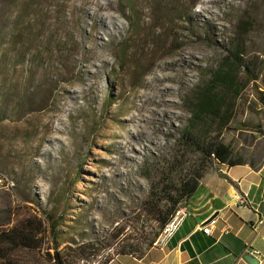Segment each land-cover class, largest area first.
I'll return each instance as SVG.
<instances>
[{
  "label": "rangeland",
  "instance_id": "1",
  "mask_svg": "<svg viewBox=\"0 0 264 264\" xmlns=\"http://www.w3.org/2000/svg\"><path fill=\"white\" fill-rule=\"evenodd\" d=\"M105 2L0 0V231L56 214L61 246L144 230L145 254L157 226L141 206L152 185L205 163L182 138L189 104L236 45L240 95L206 140L264 164V0H109L102 25L91 14ZM47 246L9 260L51 264Z\"/></svg>",
  "mask_w": 264,
  "mask_h": 264
},
{
  "label": "trees",
  "instance_id": "2",
  "mask_svg": "<svg viewBox=\"0 0 264 264\" xmlns=\"http://www.w3.org/2000/svg\"><path fill=\"white\" fill-rule=\"evenodd\" d=\"M240 46L236 45L230 57L212 74L210 80L196 91L190 101L191 117L189 125L182 133L185 143L200 154L205 163L196 169L187 171L177 177H167L156 185H152L148 198L139 211L140 222L155 224L157 232L150 240L147 249L153 248L154 240L171 222L176 212L184 208L198 188L200 180L205 175L208 163L215 162L227 168L240 167L246 163L242 158H235L232 150L215 139L206 140L207 132L214 126L225 128L231 118L232 107L229 109L228 98L239 97L240 86L237 82L238 71L246 70L242 63ZM256 80V79H254ZM264 102V100H263ZM48 227L39 220H29L9 229L0 231V264H13L9 257L17 250L39 252L49 236L51 247L47 246L46 256L51 264H94L103 250H110L111 259H104L99 264H109L119 255L141 257L144 253L141 246L147 242L144 230L132 243L119 241L120 234L108 236L107 241L89 239L82 242L66 241L61 246L58 229L61 221L56 214H46ZM117 242V243H116ZM119 246L115 252L112 247ZM147 250V251H148ZM51 253H48L50 252Z\"/></svg>",
  "mask_w": 264,
  "mask_h": 264
},
{
  "label": "crops",
  "instance_id": "3",
  "mask_svg": "<svg viewBox=\"0 0 264 264\" xmlns=\"http://www.w3.org/2000/svg\"><path fill=\"white\" fill-rule=\"evenodd\" d=\"M178 215L177 228L143 256L119 255L109 264H249L248 256L264 264V227L258 236L252 229L264 218V164L205 174ZM212 219L206 235L202 228Z\"/></svg>",
  "mask_w": 264,
  "mask_h": 264
},
{
  "label": "built area",
  "instance_id": "4",
  "mask_svg": "<svg viewBox=\"0 0 264 264\" xmlns=\"http://www.w3.org/2000/svg\"><path fill=\"white\" fill-rule=\"evenodd\" d=\"M182 215V214H181ZM216 221L214 219L210 220L205 227L202 228V232L206 235L211 234V229L215 225ZM178 221L175 220L171 225H167V236L168 237L176 228H177ZM264 227V218H259L254 224H253V232L255 236H258L261 230ZM253 257H259V253L257 251L251 250L249 252ZM94 264H99L98 262Z\"/></svg>",
  "mask_w": 264,
  "mask_h": 264
},
{
  "label": "bare ground",
  "instance_id": "5",
  "mask_svg": "<svg viewBox=\"0 0 264 264\" xmlns=\"http://www.w3.org/2000/svg\"><path fill=\"white\" fill-rule=\"evenodd\" d=\"M73 1V0H72ZM76 1V0H75ZM106 2L105 3H101L102 5L101 6H98V5H95V10L92 12V14H91V17H93V18H97V20L99 21V23H101L102 25H103V23L105 22V20H106V18L104 17V15H102L103 14V11H105V10H110V8H111V4H110V2H109V0H105ZM82 2V1H81ZM88 2V1H87ZM88 4V3H87ZM71 5V4H70ZM85 5V4H84ZM80 7V6H79ZM83 8V7H82ZM90 9V8H89ZM88 9V10H89ZM93 9V8H92ZM79 10V9H78ZM73 11V10H72ZM76 11V10H75ZM73 14H74V12H72ZM102 13V14H101ZM108 13V12H107ZM108 17V16H107ZM110 17V16H109ZM111 19V18H110ZM111 21H112V19H111ZM110 20H109V22H111ZM108 22V23H109ZM105 24V23H104ZM114 24V23H113ZM93 25V24H92ZM107 25V24H106ZM110 25V24H109ZM93 27V26H92ZM174 30V29H173ZM48 72V71H47ZM39 73V72H38ZM161 73V72H160ZM46 74V73H45ZM156 79H158V80H166V77L164 76V75H160V76H157L156 77ZM168 87H166L165 89H167ZM164 88H162L161 90L162 91H164L165 90ZM161 91V92H162ZM159 98H160V96H159ZM158 100V99H157ZM153 101H154V99H153ZM156 101V100H155ZM147 100H145L144 102H142V107L140 108V109H143L144 108V106L147 104ZM153 103H155V102H153ZM162 103L163 104H167V101H166V99H163L162 100ZM161 103V104H162ZM158 104V103H157ZM161 109H163V108H161ZM155 111V110H154Z\"/></svg>",
  "mask_w": 264,
  "mask_h": 264
},
{
  "label": "water",
  "instance_id": "6",
  "mask_svg": "<svg viewBox=\"0 0 264 264\" xmlns=\"http://www.w3.org/2000/svg\"><path fill=\"white\" fill-rule=\"evenodd\" d=\"M249 264H255L254 262H253V260H254V258H252V257H246V258H244Z\"/></svg>",
  "mask_w": 264,
  "mask_h": 264
}]
</instances>
